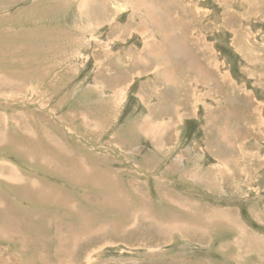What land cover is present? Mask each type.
Wrapping results in <instances>:
<instances>
[{"label": "rangeland", "instance_id": "rangeland-1", "mask_svg": "<svg viewBox=\"0 0 264 264\" xmlns=\"http://www.w3.org/2000/svg\"><path fill=\"white\" fill-rule=\"evenodd\" d=\"M0 135V264H264V0H0Z\"/></svg>", "mask_w": 264, "mask_h": 264}, {"label": "bare ground", "instance_id": "bare-ground-1", "mask_svg": "<svg viewBox=\"0 0 264 264\" xmlns=\"http://www.w3.org/2000/svg\"><path fill=\"white\" fill-rule=\"evenodd\" d=\"M182 15V14H181ZM197 15V14H196ZM197 27V29H198V26H194L193 27V25H189V24H185L183 27H182V31H184V32H186L187 34H183V35H185V38H186V40H188V39H190L191 37H193L192 35H193V32L195 33L197 30L195 29ZM187 37H189V38H187ZM194 38V37H193ZM169 74V73H168ZM186 102V101H185ZM1 136V135H0ZM50 194V193H49ZM109 194V193H108ZM46 195V194H45ZM113 197L114 198H117L116 196H114L113 195ZM118 197H119V195H118ZM45 198H46V196H45ZM109 198V197H108ZM46 199H44V201H45ZM113 200V199H112ZM111 200V201H112ZM116 200V199H115ZM47 201V200H46ZM51 202V201H50ZM115 205H117V204H115ZM83 214V213H82ZM81 217H82V215H81ZM199 218H202V219H204L205 217H199ZM83 219V218H82ZM83 221V220H82ZM84 223V222H83ZM117 224V223H116ZM88 226V225H87ZM156 228V227H155ZM135 229V228H134ZM157 230H158V228H156ZM131 230V229H130ZM136 230V229H135ZM138 230V229H137ZM141 230H143V229H141ZM144 230H145V228H144ZM157 230H155V232L157 231ZM72 231V230H71ZM79 231H81V230H79ZM147 231V230H146ZM74 232V231H73ZM78 240V239H77ZM72 241V240H71ZM78 247H80V246H78ZM66 249V248H65ZM86 252V251H85Z\"/></svg>", "mask_w": 264, "mask_h": 264}, {"label": "crops", "instance_id": "crops-1", "mask_svg": "<svg viewBox=\"0 0 264 264\" xmlns=\"http://www.w3.org/2000/svg\"><path fill=\"white\" fill-rule=\"evenodd\" d=\"M194 39V38H193Z\"/></svg>", "mask_w": 264, "mask_h": 264}]
</instances>
